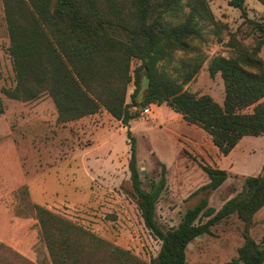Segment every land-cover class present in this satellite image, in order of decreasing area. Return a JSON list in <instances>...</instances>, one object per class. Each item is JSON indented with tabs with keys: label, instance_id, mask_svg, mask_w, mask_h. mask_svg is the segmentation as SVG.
Instances as JSON below:
<instances>
[{
	"label": "rangeland",
	"instance_id": "rangeland-1",
	"mask_svg": "<svg viewBox=\"0 0 264 264\" xmlns=\"http://www.w3.org/2000/svg\"><path fill=\"white\" fill-rule=\"evenodd\" d=\"M189 1H184L185 13L191 9ZM229 1L206 0L213 19L201 22L203 37L193 43L195 50L177 55L178 59L204 60L185 89L210 95L221 105L225 85L220 74L210 76V61L219 55L231 56L238 45L253 47L261 35L251 21L264 23L260 0L246 1V18ZM9 47L0 0V100L4 107L0 116V264H53L38 208L82 230L71 240L87 247L86 264H151L162 243L146 228L134 199L129 167L132 147L144 189L166 178L156 207L164 230L178 227L187 209L201 201L203 195L196 192L210 182L202 165L230 175L209 196V205L216 210L242 191L247 177L262 173L264 135L245 137L224 155L204 130L187 125L167 105H151V113L144 116L143 107H134L139 117L128 129L105 110L60 124L48 94L31 102L9 99L2 92L15 86ZM260 56L264 61V47ZM133 91L131 83L128 103ZM245 112L252 113L253 107ZM244 227L236 215L214 226L211 235L189 245L186 264H233L244 245ZM250 234L264 248V207L255 214Z\"/></svg>",
	"mask_w": 264,
	"mask_h": 264
},
{
	"label": "trees",
	"instance_id": "trees-1",
	"mask_svg": "<svg viewBox=\"0 0 264 264\" xmlns=\"http://www.w3.org/2000/svg\"><path fill=\"white\" fill-rule=\"evenodd\" d=\"M184 1L3 0L15 73L14 88L2 89L3 94L22 102L48 94L60 124L105 110L128 129L139 117L134 107L167 105L187 125L204 130L213 145L228 155L245 137L264 135V61L260 56L264 23L251 21L261 35L253 47L238 45L231 56L219 55L210 61V76L220 74L224 81L221 105L210 95L185 89L204 60L178 59L177 55L195 50L193 43L203 37L201 22L212 20L213 15L206 0H190L188 13ZM246 1L230 0L229 5L246 18ZM134 62L138 64L132 69ZM131 83L134 91L128 103ZM250 107L253 112H245ZM128 138L133 144L130 130ZM129 167L145 226L162 243L151 264H186L189 245L200 236L211 235L214 226L234 215L245 227L244 245L233 264H264V248L250 234L255 214L264 207V168L261 174L247 177L242 191L216 210L209 205V196L230 175L202 165L210 182L196 192L203 195L201 201L187 209L178 227L164 230L156 218V207L166 186L165 176L144 189L133 147ZM38 217L53 264L89 261L87 247L71 240L81 229L41 208Z\"/></svg>",
	"mask_w": 264,
	"mask_h": 264
},
{
	"label": "built area",
	"instance_id": "built-area-1",
	"mask_svg": "<svg viewBox=\"0 0 264 264\" xmlns=\"http://www.w3.org/2000/svg\"><path fill=\"white\" fill-rule=\"evenodd\" d=\"M149 113H151V106L145 108V109L142 111L141 114L144 116V115H147V114H149Z\"/></svg>",
	"mask_w": 264,
	"mask_h": 264
},
{
	"label": "crops",
	"instance_id": "crops-1",
	"mask_svg": "<svg viewBox=\"0 0 264 264\" xmlns=\"http://www.w3.org/2000/svg\"><path fill=\"white\" fill-rule=\"evenodd\" d=\"M152 105L155 106V107L157 106V105H155V104H152ZM158 107H159V106H158ZM0 116H1V115H0ZM211 141H212V140H211ZM241 142H242V141H241ZM241 142H240V143H241ZM214 147H215V146H214ZM215 148H216V147H215ZM216 149H217V148H216Z\"/></svg>",
	"mask_w": 264,
	"mask_h": 264
}]
</instances>
